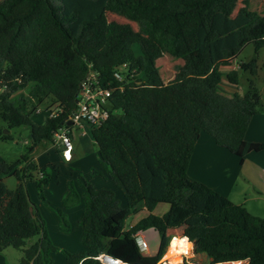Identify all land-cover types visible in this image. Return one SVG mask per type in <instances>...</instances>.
Returning a JSON list of instances; mask_svg holds the SVG:
<instances>
[{"label": "trees", "instance_id": "obj_1", "mask_svg": "<svg viewBox=\"0 0 264 264\" xmlns=\"http://www.w3.org/2000/svg\"><path fill=\"white\" fill-rule=\"evenodd\" d=\"M108 13L126 22L109 21ZM248 44L254 58L223 73L220 68L230 66ZM262 48L264 11L248 10L246 1L237 7V0H0V140H12L11 131L22 127L30 140L17 159L0 161V253L10 247L19 252L20 264H52L55 246L26 189L38 172L30 155L52 142L76 107L81 81L95 70L114 91L108 119L90 132L101 166L90 174L108 177L125 206L113 190L84 181L78 221L83 249L64 251L63 264H101L100 253L128 264H156L170 232L184 224L173 221L178 210L187 211L191 221L182 236L208 264H264V217L187 172L201 134L241 161L264 150L263 143L245 140L250 120L261 110L256 79ZM165 54L182 62L166 83L156 64ZM124 63L137 75L120 92L113 73ZM240 71L250 73L247 91L221 92L223 80L238 86ZM44 104L58 105V116L36 124L33 116ZM40 172L35 183L41 191L49 178ZM7 177L15 178V188L5 184ZM195 191L219 200L196 210ZM68 200L62 204L68 206ZM160 203L169 209L156 215ZM142 209L147 215L124 231L126 219ZM64 216L60 212L66 224ZM147 229L159 238L158 251L150 257L131 237Z\"/></svg>", "mask_w": 264, "mask_h": 264}, {"label": "rangeland", "instance_id": "obj_2", "mask_svg": "<svg viewBox=\"0 0 264 264\" xmlns=\"http://www.w3.org/2000/svg\"><path fill=\"white\" fill-rule=\"evenodd\" d=\"M244 1H246V4L248 5V10L256 13L264 11V0H237V7L243 6ZM107 19L109 21H116L120 23L126 22L124 18L111 13L107 14ZM132 25L136 29V25L134 23H132ZM136 51L138 52V49H136ZM254 56V48L251 44H248L241 49L236 59L233 61L234 65L232 67H221L220 70L223 73H227L230 70L237 69L238 64L242 62H249L254 58ZM156 64L159 69L161 79L166 83L173 78L177 66L181 65L182 62L165 54L157 60ZM257 65L258 74L256 87L260 93V108L263 109L262 114H264V48L258 51ZM249 77V71H240L237 87L229 84L226 80H223L219 85V90L228 96L232 95L237 90L242 93L246 92L248 89L247 80ZM49 107L50 106L48 104L39 106L41 112H35L33 116V121L36 124H40L44 121L46 118L45 111ZM2 126L3 124L0 122V127ZM28 133L29 130L22 127L11 131L12 140H0V161H12L23 154L26 151V145L30 144ZM73 146H75V151L74 154L72 153L71 161H65L61 153H57L53 150L54 147L51 143L40 144L30 155L34 158L39 169L37 173H34L35 179L27 181L26 189L32 204L35 205L44 220L46 233L51 243L55 246V251L50 254L52 264H63L64 251L76 253L82 251L83 249L80 242L81 229L78 224L84 206V188L82 185L84 181L91 183L90 179L92 177L87 175L88 171L90 172L91 169H95L98 165L97 148L91 138L88 126L83 125L80 132L75 131L73 133ZM40 171H43L49 178L48 185L41 191L36 187L35 183L37 178H42ZM139 174L143 177L146 175V172L141 169ZM99 181L100 184L96 183L97 186L115 191L117 197L121 200V205H125L121 193L113 184H110V182L106 184L105 180L102 179ZM4 182L8 188H15L16 180L14 177L5 178ZM66 197L69 199L67 201L68 206H64L62 204ZM200 208L201 207H198V209ZM168 209V204L160 203L156 205L153 213L156 215L163 214ZM60 212L65 215L66 224L61 220ZM142 215H144V212L141 211L138 212L136 216L140 217ZM187 215L188 212L185 210H178L174 214L173 221L177 222L183 220L184 224L177 226L170 232V240L168 241V245L166 246L160 259H162V257L168 252L169 243L173 237H184L182 236V230L186 225L191 223V221L187 218ZM134 219L135 216L127 218L125 221V227L129 226L131 220ZM156 248H159V240ZM190 248L191 243H189V251ZM176 261H180V257L175 259L174 262ZM191 263L208 264V259L202 254H193L191 250V253L182 259V264ZM0 264H20L19 252L12 248H6L0 253ZM228 264H247V262L241 261L240 263L234 262Z\"/></svg>", "mask_w": 264, "mask_h": 264}, {"label": "crops", "instance_id": "obj_3", "mask_svg": "<svg viewBox=\"0 0 264 264\" xmlns=\"http://www.w3.org/2000/svg\"><path fill=\"white\" fill-rule=\"evenodd\" d=\"M233 65L234 63L232 62L227 67H232ZM262 111L263 109L250 120L245 133V140L248 142L264 144V114H262ZM89 130L91 132L90 127ZM75 131L77 132L78 130L72 132V143ZM53 150L61 153V149L57 147H54ZM74 151L75 146H73V154ZM31 159L35 162L34 158L31 157ZM97 164L95 170H100L99 157ZM187 172L192 180L205 185L235 204L244 205L251 214L264 217V150L258 153H250L241 161L226 149L217 146L210 136L201 134L194 146ZM87 175L92 177L90 181L96 189H101L100 186L96 185V183L100 184L99 180L101 179L105 180L106 184L108 182L113 184L106 176H92L89 171ZM191 200H194L193 203L197 210L198 207L203 208L215 204L219 199L213 194H202L195 191L191 195ZM141 211L144 212V215L140 217L136 216L137 213L133 215L135 219L131 220L130 225H135L141 218L147 215L145 209L139 212ZM142 234L148 243L150 256H153L158 250L156 248L159 240L157 232L153 229H147Z\"/></svg>", "mask_w": 264, "mask_h": 264}, {"label": "built area", "instance_id": "obj_4", "mask_svg": "<svg viewBox=\"0 0 264 264\" xmlns=\"http://www.w3.org/2000/svg\"><path fill=\"white\" fill-rule=\"evenodd\" d=\"M136 72L137 69H130L127 63L118 67L113 73L114 79L120 83L116 87L117 90L123 91L126 83L131 82L137 75ZM113 91L114 88L109 83H102L97 71L89 70L87 72L79 86L76 107L64 119L65 124L58 127L52 136V145L61 149L65 161L72 159V132L74 130H81L83 125H88L91 129L98 128L108 119L109 99ZM36 112H41V109L38 108ZM58 112V105H53L45 111L46 116L52 118L57 117ZM40 174L42 175V173ZM132 227L133 225L124 227V231H129ZM142 232V230H137L131 234V237L135 239L140 253L145 257H150L149 246ZM191 250L192 243L189 253H181L179 255L180 261L177 263L171 261L170 258L168 259L166 253L156 264H182V259L189 255ZM96 259L101 264H128L107 253L98 254Z\"/></svg>", "mask_w": 264, "mask_h": 264}, {"label": "bare ground", "instance_id": "obj_5", "mask_svg": "<svg viewBox=\"0 0 264 264\" xmlns=\"http://www.w3.org/2000/svg\"><path fill=\"white\" fill-rule=\"evenodd\" d=\"M181 253H189V243L186 237H173L169 243L166 257L171 261L179 258ZM176 261L175 263H177ZM241 261L235 262L240 263Z\"/></svg>", "mask_w": 264, "mask_h": 264}, {"label": "water", "instance_id": "obj_6", "mask_svg": "<svg viewBox=\"0 0 264 264\" xmlns=\"http://www.w3.org/2000/svg\"><path fill=\"white\" fill-rule=\"evenodd\" d=\"M3 133H4V134H7V133H8V131L4 130V131H3Z\"/></svg>", "mask_w": 264, "mask_h": 264}]
</instances>
